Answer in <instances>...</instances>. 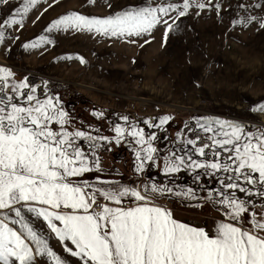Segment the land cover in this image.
Here are the masks:
<instances>
[{"label":"rangeland","instance_id":"374dc122","mask_svg":"<svg viewBox=\"0 0 264 264\" xmlns=\"http://www.w3.org/2000/svg\"><path fill=\"white\" fill-rule=\"evenodd\" d=\"M21 3H0V31L4 33L0 68L13 73L9 85L27 80L29 88L22 90L26 95L34 94L41 101L52 98L57 108L67 113V131L85 133L75 138L74 146L85 153L92 170L69 178L74 185H90L86 191L95 193L96 202L109 207L147 203L163 208L176 221L204 229L210 236L221 223L255 232L253 219L264 221V185L259 183L258 173L253 174L256 183H248L235 171L189 165L192 161L232 164L228 157H234L235 152H225L219 146L206 148L203 156L196 151L204 144L212 145L211 137L220 131L215 121L241 125L245 133L257 136L264 132V111L254 110L264 105V0H189L186 15L179 16L176 10L161 13L162 22L150 34L132 37L47 29L71 13L103 19L144 7L175 5L183 10L184 0H40L24 17L23 27L3 25ZM199 3L205 7H197ZM164 20L172 26L171 31ZM41 36L52 42L40 41ZM33 43L40 46L25 47ZM48 82L55 85V96H39L37 88ZM32 87L35 93H30ZM7 96L27 106L25 98L10 88L0 92V98L6 100ZM81 98L84 101L78 100ZM164 117L170 119L161 124ZM209 122L213 132L200 127ZM51 127L61 130L56 123ZM117 127L124 129L122 136H118ZM134 128L143 131L148 143H137L138 137L130 134ZM224 130H229L227 124ZM188 140L196 144L190 145ZM148 144L156 149L151 160L146 159ZM177 157H183L185 163L179 171L166 172V163ZM229 183L247 191L230 189ZM125 188L139 191L147 201L128 195L117 205L96 191ZM165 196H172L175 204H162L160 198ZM226 198L242 202L248 211L233 220L230 209L221 202ZM29 206L47 207L23 202L14 207L21 209L25 220L62 260L81 264L65 251V243L74 246L60 241L42 217L28 211ZM57 211L72 210L62 207ZM90 211H96L94 205ZM5 217L10 227L24 231L19 224H12L19 219L14 212L0 210V219ZM258 234L264 236V232ZM32 247L35 251V244ZM34 264L55 261L37 254Z\"/></svg>","mask_w":264,"mask_h":264},{"label":"snow or ice","instance_id":"6c2138e0","mask_svg":"<svg viewBox=\"0 0 264 264\" xmlns=\"http://www.w3.org/2000/svg\"><path fill=\"white\" fill-rule=\"evenodd\" d=\"M8 2L0 0V3ZM39 3L40 0H22L15 14L4 20L3 25L23 27L24 17ZM190 6L189 0H184L183 10L175 5L144 7L103 19L71 13L54 21L47 31L76 29L94 30L98 34L117 37L141 36L150 34L162 22L161 13L167 15L170 10H176L179 16H184ZM197 7L203 9L205 5L199 3ZM163 23L171 31L172 26L166 20ZM3 40L4 33L0 31V43ZM40 41L52 42L44 36L40 37ZM38 46V43L25 45L33 48ZM0 74V82H3L0 92L10 88L25 98L27 104L21 106L13 102L12 96H7L6 100L0 98V210L14 212L19 219L12 220V224H19L24 230L21 232L10 227L5 222L7 217L0 219V264H34L37 254L47 255L55 264H68L30 226L21 209L14 207L22 202L47 206H29L28 211L42 217L60 241L70 242L74 248L65 243V251L79 258L81 264H264V236L258 234L264 232V221L253 219L255 232L232 223H221L216 234L210 236L204 229L176 221L170 211L147 203L131 208L96 205V194L90 195L86 191L90 185L77 186L69 179L92 170L85 153L74 146L75 138L84 137L85 133H73L64 128L67 113L59 110L52 98L41 101L34 94L26 95L22 90L29 88L27 80L13 86L7 83L8 78L13 76L9 69L0 68ZM35 91L34 87L30 88V93ZM254 110L264 111V105ZM169 119L164 117L160 123L164 124ZM53 123L59 124L61 130H53ZM215 123L220 125V131L211 137L212 145L204 144L196 151L203 156L206 148L219 146L225 152H235L234 157H228L232 164L192 161L189 166L235 171L243 175L248 183H256L253 174L258 173L259 183L264 185V132L257 136L255 133H245L244 127L238 124L224 121ZM211 124L209 122L207 126L202 124L200 127L205 132H213ZM226 124L229 130H224ZM116 132L122 136L124 129L117 127ZM130 134L138 137L137 143H148L142 130L134 128ZM187 143L195 145L196 141L188 140ZM155 151L148 144L146 159L151 160ZM136 155L139 160L140 153ZM213 155L219 156L220 153L214 152ZM184 163L183 157H177L166 163L165 171H179V166ZM142 166L141 162L137 170H142ZM96 167H99L98 159ZM227 187L247 191L237 183H229ZM152 190L157 189L153 187ZM96 191L117 205L122 204V198L128 195L137 201H147V197L139 191L127 188L122 191ZM221 202L230 209L229 215L233 220L248 211L242 202L234 198H226ZM93 205L100 210L90 211ZM62 207L72 211H57ZM32 244H35V251Z\"/></svg>","mask_w":264,"mask_h":264},{"label":"trees","instance_id":"16d2710c","mask_svg":"<svg viewBox=\"0 0 264 264\" xmlns=\"http://www.w3.org/2000/svg\"><path fill=\"white\" fill-rule=\"evenodd\" d=\"M54 86H55L54 84H51L49 82L48 83H42L40 85V87L37 88V93H38L39 96H55L57 91L54 90L55 89ZM70 100L73 101V98H71ZM78 100L80 102L84 101L82 98L78 99ZM79 101H74V102L76 103V102H79ZM68 102H71V101H68ZM88 103H91L92 105H94L91 101L88 102ZM113 190H115V189H113Z\"/></svg>","mask_w":264,"mask_h":264},{"label":"built area","instance_id":"2783aa9c","mask_svg":"<svg viewBox=\"0 0 264 264\" xmlns=\"http://www.w3.org/2000/svg\"><path fill=\"white\" fill-rule=\"evenodd\" d=\"M160 202L168 206H173L175 204V199L172 196H165L160 198ZM96 205L103 206L101 202H96ZM96 205H94V208L96 211H99L100 208H97Z\"/></svg>","mask_w":264,"mask_h":264}]
</instances>
